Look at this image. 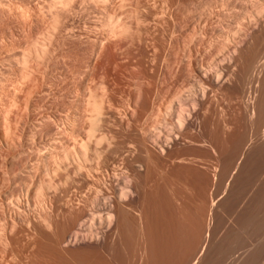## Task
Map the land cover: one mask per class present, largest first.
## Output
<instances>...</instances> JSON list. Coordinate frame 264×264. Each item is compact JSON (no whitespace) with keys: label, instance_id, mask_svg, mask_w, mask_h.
Masks as SVG:
<instances>
[{"label":"rangeland","instance_id":"374dc122","mask_svg":"<svg viewBox=\"0 0 264 264\" xmlns=\"http://www.w3.org/2000/svg\"><path fill=\"white\" fill-rule=\"evenodd\" d=\"M81 234L113 264H264V0H0V264H87Z\"/></svg>","mask_w":264,"mask_h":264},{"label":"bare ground","instance_id":"6f19581e","mask_svg":"<svg viewBox=\"0 0 264 264\" xmlns=\"http://www.w3.org/2000/svg\"><path fill=\"white\" fill-rule=\"evenodd\" d=\"M67 4V3H66ZM197 71V70H196ZM199 73H201L200 71H198ZM203 72V71H202ZM204 75H206V74H204ZM216 75V74H215ZM219 80V79H218ZM217 76H216V78H214V77H212L211 78V82L212 83H217ZM195 103H197V102H195ZM196 105V104H195ZM95 107V106H94ZM97 109V108H96ZM186 109H184V111H185ZM193 110H194V108H193ZM182 111H183V109H182ZM183 111V112H184ZM196 111V110H195ZM190 111H188V113H189ZM172 113V112H171ZM181 115H180V121H182L181 123H183V125L184 124H188L189 123V118H188V115H184V114H182V112L180 113ZM189 125V124H188ZM191 127V126H190ZM185 128V127H184ZM159 134H160V132H159ZM159 134H153L152 136H150V138H151V140H152V144H154V145H157L158 147H165V146H167L171 141H173V135L171 134V139H167V140H165V138L163 139V136L161 137ZM168 135H169V133H168ZM170 137V136H169ZM101 139V138H100ZM163 140H165V141H163ZM91 141V140H90ZM90 141H88V143H89V145H90ZM85 144V143H84ZM140 143H137V145H139ZM92 145V144H91ZM141 145V144H140ZM86 146V145H85ZM85 146H83L82 148H84L85 149ZM88 146V145H87ZM133 146H135V145H133ZM96 147V146H95ZM139 147H141V146H139ZM144 146H142V148H143ZM89 148V147H88ZM141 148V149H142ZM135 149V148H134ZM138 149H140V148H138ZM144 149V148H143ZM162 149V148H161ZM132 150V149H131ZM88 151V150H87ZM93 151H96V149L95 150H93ZM128 151H130V150H128ZM136 151V150H135ZM97 152H99L98 150H97ZM131 152V151H130ZM130 152H128V153H130ZM138 152V151H137ZM80 153V152H79ZM83 153V152H82ZM82 153H80V154H82ZM91 153V152H90ZM84 154V153H83ZM94 155L95 154H99V153H93ZM96 156V155H95ZM92 157H94L93 155H92ZM97 157V156H96ZM84 158V157H83ZM87 157H85V159H86ZM95 158V157H94ZM84 159V160H85ZM96 159V158H95ZM83 160V161H84ZM92 161V160H91ZM80 163V162H79ZM89 163V162H88ZM115 170V169H114ZM115 172V171H114ZM114 174H116V172L114 173ZM118 175V174H117ZM117 175H112L113 176V182L112 183H114V191H116V192H120L121 193V196H120V198H118V201L121 203L122 201H124L125 199H127V198H131V199H134V195L130 192V190H129V184H130V182L128 181V180H124L122 177L121 178H119V176H117ZM116 176H117V178H116ZM121 176H122V174H121ZM125 176V175H124ZM115 177V178H114ZM112 181V180H111ZM104 198V197H103ZM102 198V199H103ZM109 200V199H108ZM129 200V199H128ZM137 200V199H136ZM139 200V199H138ZM137 200V201H138ZM134 203H136V202H134ZM136 204H138V203H136ZM132 207V206H131ZM135 208V207H134ZM112 209V210H111ZM142 209V208H141ZM129 210V209H128ZM133 210V209H132ZM99 211H102L101 213H103V215H107V217H106V220H107V223H108V228H112L114 225H117V224H119L120 226H125V223H126V221H127V218H128V214H130V213H128L127 214V211H126V209L124 208V207H122V206H119L118 208H117V210H114V208H113V206L111 205V203H110V201H104V203H100V206H99ZM130 211H131V209H130ZM137 211V210H136ZM141 211V210H140ZM140 211H139V213H140ZM104 212H106V214L104 213ZM128 215V216H127ZM140 215H141V213H140ZM138 216H139V214H138ZM92 219H95L93 216H92ZM119 225H118V227H119ZM117 227V226H116ZM94 239H95V237L93 236V235H91V234H89V235H83V234H81V235H74V236H72V237H70V239H69V241L68 242H71V241H73V242H80V243H86V244H90V245H87L89 248H87V250H84V251H87V252H96V253H98V254H100L99 253V251L94 247V246H92V244L91 243H93V241H94ZM97 241V240H96ZM58 253V252H57ZM78 254H80V253H78ZM101 255V254H100ZM61 264H69V262H65L64 260H62L61 261Z\"/></svg>","mask_w":264,"mask_h":264},{"label":"crops","instance_id":"0c3cea01","mask_svg":"<svg viewBox=\"0 0 264 264\" xmlns=\"http://www.w3.org/2000/svg\"><path fill=\"white\" fill-rule=\"evenodd\" d=\"M85 250H87V249H85ZM82 254H83V256L89 257L87 264H93V263L94 264H113L111 261L106 260L102 255H100L101 253L98 254L96 252H90L89 253L87 251H83ZM62 260H64L65 262H68L65 258H63L60 254L57 253V261L61 264ZM195 260L192 262V264L195 262Z\"/></svg>","mask_w":264,"mask_h":264}]
</instances>
